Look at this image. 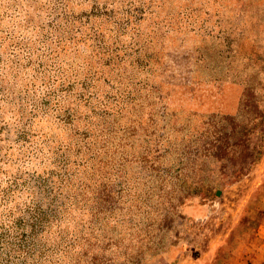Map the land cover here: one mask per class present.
Masks as SVG:
<instances>
[{"label":"rangeland","instance_id":"rangeland-1","mask_svg":"<svg viewBox=\"0 0 264 264\" xmlns=\"http://www.w3.org/2000/svg\"><path fill=\"white\" fill-rule=\"evenodd\" d=\"M263 165L264 0H0V264H214Z\"/></svg>","mask_w":264,"mask_h":264},{"label":"crops","instance_id":"crops-1","mask_svg":"<svg viewBox=\"0 0 264 264\" xmlns=\"http://www.w3.org/2000/svg\"><path fill=\"white\" fill-rule=\"evenodd\" d=\"M262 182V211L259 214H254L253 210L245 211L250 218H257L256 225L245 227L236 236H228L226 244H222L221 254L215 250L210 253L214 264H264V173Z\"/></svg>","mask_w":264,"mask_h":264},{"label":"trees","instance_id":"trees-1","mask_svg":"<svg viewBox=\"0 0 264 264\" xmlns=\"http://www.w3.org/2000/svg\"><path fill=\"white\" fill-rule=\"evenodd\" d=\"M260 116H262V112H260Z\"/></svg>","mask_w":264,"mask_h":264}]
</instances>
